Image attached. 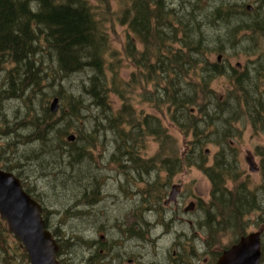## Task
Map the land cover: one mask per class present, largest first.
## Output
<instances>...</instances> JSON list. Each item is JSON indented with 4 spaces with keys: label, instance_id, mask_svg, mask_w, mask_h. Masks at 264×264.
<instances>
[{
    "label": "trees",
    "instance_id": "obj_1",
    "mask_svg": "<svg viewBox=\"0 0 264 264\" xmlns=\"http://www.w3.org/2000/svg\"><path fill=\"white\" fill-rule=\"evenodd\" d=\"M169 1L130 0L120 6L115 12L117 20L129 31L120 52L112 47L102 18L88 0H0V110L7 102L13 106L19 101L10 121L6 113L2 114L4 121L0 119L2 133L8 135L4 143L0 140V159L5 160L0 168L21 176V184L30 194L21 164L6 163L8 158L2 153L14 154L27 147L29 155L23 156L24 161L47 165L65 180H73L69 175L89 161L92 155L88 152L98 148L97 137L106 127L115 128L119 138L153 135L160 142L167 140L161 119L150 114L139 119L125 102L136 90L141 94V89L154 87V91H160L153 102L166 108L185 135L190 127L198 125V115L190 109L203 115L205 125L210 127L205 141L217 145L218 150L209 163L202 147L194 144L199 141L193 138L192 147L183 156L175 146L174 151L159 149L143 166L150 163L169 175L184 166L200 169L210 183L207 209L203 210L208 228L218 240L221 235L232 238L234 231L239 229L242 234L246 228V213L259 207L255 194H247L243 181H238L242 170L229 137L240 136L239 125H249L253 130L261 126L264 130V53L259 52L258 44L264 38V0H255L251 12L245 9L243 0H179L180 10L170 7ZM186 9L187 13L183 11ZM203 28L221 33L208 35ZM253 37L255 41H251ZM221 38L228 43H243L249 66L226 69L217 60L210 61L208 54L219 51L210 43H222ZM192 51L204 55V65L192 58ZM122 58L134 67L127 79L120 74ZM219 76L231 79L221 95L211 87ZM111 93L122 100L115 114L108 98ZM141 95L145 96L144 92ZM54 97L62 103L57 114L47 106ZM19 109L23 113L20 119L16 115ZM95 110L100 116L93 117ZM85 123L89 128L83 126ZM121 124L129 130L118 127ZM81 129L88 132L83 134ZM70 133L78 134L75 142L68 141ZM81 137L84 139L79 142ZM90 180L85 179L81 188H89ZM146 187L151 190L156 186L149 183ZM150 190L141 203L160 205V194L154 191L152 195ZM204 205L200 200L198 206ZM42 216L46 222L45 211ZM50 231L58 243V257L66 243ZM13 237L0 218L2 259L10 256L9 238ZM74 237L77 234L71 233L65 241L71 242ZM16 242L22 260L27 261L25 249Z\"/></svg>",
    "mask_w": 264,
    "mask_h": 264
},
{
    "label": "rangeland",
    "instance_id": "obj_2",
    "mask_svg": "<svg viewBox=\"0 0 264 264\" xmlns=\"http://www.w3.org/2000/svg\"><path fill=\"white\" fill-rule=\"evenodd\" d=\"M88 1L93 5L95 11L99 14V17L102 18L112 47L122 52L121 47L127 40L126 34L129 33V31L127 30L126 25L119 23L115 12L118 11L122 4H127L130 0ZM243 1L245 5L251 4L253 7L255 6V0ZM217 2L219 1L217 0ZM178 3L179 0H171L168 4L170 7H176L180 10L181 7H179ZM183 11L187 13L188 10L186 9ZM220 24L217 25L221 28L223 24ZM211 30L212 29H202V31H205L208 35L221 33L216 30ZM244 34L247 35L246 32ZM130 37L133 36L130 35ZM221 41L222 43L218 42L215 44L216 41L210 43L212 47H217L219 49V51H212L208 54V59L210 61H215L217 55H221L220 63L224 65L226 69L234 67L238 70H242L245 64L249 66V57L246 55L247 49L244 47L243 43H228L227 40L223 38H221ZM246 41L247 39L244 40V42ZM251 41H255L254 37ZM258 44L261 45L259 52L264 53V38L259 40ZM137 47L140 48L139 44H137ZM192 47H194V45ZM194 51L191 53L192 58L198 60L202 65H204L202 61L204 60V55L196 54ZM250 58H254V56H251ZM237 63L240 64V68L236 66ZM133 70L134 67L127 60H125V58H122L120 63L121 76L127 79ZM79 77L85 79L83 75H80ZM230 83L231 79L228 76H219L211 82V87L215 89L217 94L221 95L229 88ZM141 91V94L144 92L145 96L141 95L140 92L136 90L130 94L129 99L125 102L129 104L139 119H141L145 114H150L153 117L161 119L162 124L167 131V140L160 142L153 135H140L139 139H136L135 135L131 137L119 138L115 128L106 127V130L104 132L101 130V133L97 137L98 148L88 152L92 155V157L88 158L89 161L81 163L77 166L76 172L69 175V177H74L73 180H65L64 175L60 174L58 170H51V167H48L47 165H39L30 161H24L23 156L29 155L27 147L25 148V151H22L21 148L18 153L13 154L9 153L13 151H7L1 154L3 157L5 156L8 158L6 163L18 162L21 164L23 167H21V169L23 172L22 178L24 185L29 190L30 194L37 199V202L41 204L42 212H46L49 225L47 222L45 223L49 226L48 229L55 231V233H57V239L66 243L64 247L62 246L63 250L61 254L63 255L60 254L58 256L59 264H61L62 261L65 264H83L87 261V257L92 262V254L95 255L96 253L91 249L89 242L84 241L86 238L83 237L90 236V227H80L83 222L77 221L76 216L78 214L75 213L73 206L76 209L77 206H86L89 208L93 204H111V207L117 209L120 204H143L141 203V199L144 193L150 190L146 187L149 183L156 186L151 188L150 193L153 195V192L155 191L158 195L160 194V207L172 193V186L174 184H176V193L179 191L177 201L178 203L180 202L182 206H188L189 202H196L198 205L200 200H202L205 204L204 208L203 206L202 208L198 206L199 209L194 208L192 213L178 214L177 216L181 217L182 215H185L186 219L193 222L196 218L198 230L201 232L204 241L206 239L204 228L205 226H209V221H206L203 210L206 211V204L209 200L210 183L208 178L195 166H184L178 173L169 175L164 171H159L158 166L154 167V165L149 163V167H144L143 164L152 155H155L159 149H163V152L174 151L173 146H175L178 153L183 156V154H185L188 149L192 147L191 142L194 143L193 138L199 141V143L194 144L198 147V149L200 146L202 147V150L210 163L213 154L218 150L217 145L205 141L208 139L207 133L209 132L210 127L205 125L204 116L200 113L197 114L195 109L192 108L190 109L191 113L198 115V119L196 120L198 125L190 127V129L186 131L185 135L184 131L180 130L178 125L171 120L166 108H159L153 102L154 96H157V93L160 90H156V92L154 91V87H151L146 90L141 89ZM146 94L150 96H146ZM108 98L110 100L111 112L112 114H115L121 106L122 100L119 96H116L113 93H111ZM51 100L52 98H50L47 103L48 107L50 106ZM14 103L15 104L13 106L11 102H7L4 106H2V110H0V119L2 121H4L2 119L3 113H6L9 121L13 118V109L16 108L19 101ZM61 105L62 103L58 100V111L54 114H57L60 111ZM65 110H67V108H65ZM16 115L18 119H20L23 113L20 110ZM92 115L93 117L100 116L99 112H96V110ZM83 126L89 128V124L85 123ZM118 127L129 130V126L126 124H121ZM239 128L242 130L239 137H229L231 144L237 149L238 163L240 165V169L242 170V174L239 176L238 181H243L247 194H255L259 206L256 210L246 213L248 214V216H246L248 224L244 229V233H246L248 231H253V225L264 219V187H262V185H264V172H261V163L264 160V130L261 126H258L257 130H253L249 125H239ZM2 129L3 125L0 124V140H3L4 143L7 140L8 135H3ZM81 130H83V134L84 131H87L86 129ZM23 132L24 134L25 132L28 133L27 130H24ZM69 135H73V140L68 141L75 142V135L78 134L70 133ZM170 138L172 139L170 140ZM211 138H213V135H211ZM82 139H84V137H81L79 142H81ZM247 157H249L253 165L257 167V171L249 170V164L246 162ZM157 161L159 162V159H157ZM4 162V159H0V166ZM88 178L91 179L88 183L90 187L87 188L85 186V189H82L81 186L86 184L85 179ZM87 194H89V196ZM83 196H85L83 200L74 205L71 204L74 200H79V198H83ZM147 205L156 206L155 203ZM126 208L128 209V207ZM86 211L91 212V209ZM90 212L89 214H91ZM116 213V211L109 207L106 209V212L103 214L106 217L103 219L104 230L100 231L101 235H104L109 227L113 225L114 220L121 216L119 218L118 225L115 230H113V236L118 239L123 237L121 231L128 226V222H131V220L128 222L126 220V217H129L130 215V211L125 214ZM225 215L227 214H224V216ZM155 217L150 219H154L152 225L154 228H152V232L154 235L161 234L158 242L165 243L166 247L170 248L169 251L164 252V256L160 255L157 257L156 260L158 262H154L153 264H164V261H168V264L204 263L203 255L197 261L194 259L193 252H191L189 248H183V246L187 247L185 246L186 240H184L183 246H179L177 249L173 247V245H171V241L175 237L174 232L176 229L173 226L165 229L162 223H164L166 217H161L160 215H156ZM174 223L175 222H172V225ZM71 233H76L78 237L71 239V242H66V237ZM127 238L128 239L126 241L130 242V247H132L133 244L136 243V238L132 236ZM200 241L201 242L195 245H201L200 243L203 241L202 238H200ZM9 243V252L11 253L9 257L5 258H7V260L11 259L12 261L7 262L5 258L2 259V255L0 254V264H29L28 260V262L22 260L21 249L16 242V238H9ZM229 243L230 240L227 237L218 240L214 235L213 238H209V244L210 247L213 248L211 249L213 252L221 250L225 245H229ZM110 246L112 245L109 242H105L102 246L104 252H106ZM112 251L115 252V249L113 250L112 248L110 253ZM170 257H172V259H170ZM96 258L99 259L98 256ZM108 262L109 260L106 258H100L97 261L98 264H107Z\"/></svg>",
    "mask_w": 264,
    "mask_h": 264
},
{
    "label": "flooded vegetation",
    "instance_id": "obj_3",
    "mask_svg": "<svg viewBox=\"0 0 264 264\" xmlns=\"http://www.w3.org/2000/svg\"><path fill=\"white\" fill-rule=\"evenodd\" d=\"M174 185L176 188V184ZM178 194L179 191L176 193L173 200H165L161 207L160 205L120 204L119 208L114 209L111 207V204H93L89 208L86 206H77L75 209L73 206L75 213L78 214L76 216L77 221L83 222L80 227H90V236H82L89 239L91 249L96 252L95 255L92 254V262L87 257V261L83 264H98L97 261L100 258H106L109 260L107 264L157 263L158 261L156 258L160 255L164 256V252L169 251L170 247H166L165 243L158 242L161 234L154 235L152 232V228H154V226H152L154 219H150L154 218L156 215L166 217V220L162 223L165 229L171 226L176 229L174 232L175 237L171 241V245L177 249L179 246H183L184 240H186L185 246L187 247L183 246V248H189L191 252H193L194 259L197 261L203 255L204 263L202 264H217L219 258L223 255V252L228 250L233 244L237 243L242 236L251 232H259L260 252L256 264H264V219L253 225V231L244 233V230L241 234L240 230L237 229L234 231V236L232 238L228 237L230 240L229 245H225L221 250L213 252L211 251L213 248L210 247L209 238H213L214 234L211 230H209L208 226H205L204 228V234L206 235V239L204 241L201 232L198 230L196 218L193 222L186 219L185 215H182L181 217L177 216L178 214L192 213L194 208L199 209L196 202H189L188 206H182V204L177 201ZM108 207L116 211V214H125L130 211V215L129 217H126V220L127 222L131 220V222H128V226L121 231L123 237L119 239L113 236V230H115L118 225L119 218L121 216L114 220L113 225L109 227L104 235H101L100 233L101 230H104L103 219L106 216L103 214L106 212ZM126 207H128L129 210ZM90 209L91 212L86 211ZM89 212L91 214H89ZM46 222L49 225L48 217H46ZM172 222L175 223L172 225ZM131 236L136 238V243H134L132 247H130L131 243L126 241L128 239L127 237ZM225 237L226 236L221 235L220 240ZM200 238H202L203 241L200 243L201 245L196 246L195 244L201 242ZM86 239H84L85 242H87ZM105 242H109L112 245L106 252H104V249L102 248ZM112 248L113 250L115 249V252L112 251L110 253ZM97 256L99 259L96 258ZM170 259H172V257H170ZM61 264H64V262L62 261ZM164 264H168V261H164Z\"/></svg>",
    "mask_w": 264,
    "mask_h": 264
},
{
    "label": "water",
    "instance_id": "obj_4",
    "mask_svg": "<svg viewBox=\"0 0 264 264\" xmlns=\"http://www.w3.org/2000/svg\"><path fill=\"white\" fill-rule=\"evenodd\" d=\"M247 5V10H251ZM221 55L217 56L220 61ZM240 67V64H236ZM50 111H58V98L50 103ZM73 140V136H68ZM250 171H256V166L246 158ZM168 200H173L176 189ZM41 205L31 197L12 172L0 168V218L3 219L11 234L20 241L26 250L29 264H58L56 254L58 244L46 228L42 218ZM260 252L259 232H251L242 236L239 241L223 252L217 264H256Z\"/></svg>",
    "mask_w": 264,
    "mask_h": 264
},
{
    "label": "bare ground",
    "instance_id": "obj_5",
    "mask_svg": "<svg viewBox=\"0 0 264 264\" xmlns=\"http://www.w3.org/2000/svg\"><path fill=\"white\" fill-rule=\"evenodd\" d=\"M246 48V47H245ZM72 141V140H71Z\"/></svg>",
    "mask_w": 264,
    "mask_h": 264
}]
</instances>
